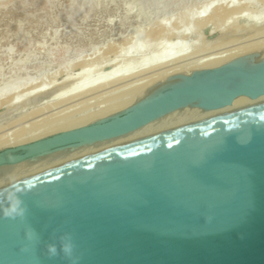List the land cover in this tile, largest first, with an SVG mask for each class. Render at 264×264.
Returning a JSON list of instances; mask_svg holds the SVG:
<instances>
[{
  "label": "water",
  "instance_id": "water-1",
  "mask_svg": "<svg viewBox=\"0 0 264 264\" xmlns=\"http://www.w3.org/2000/svg\"><path fill=\"white\" fill-rule=\"evenodd\" d=\"M174 79L160 95L112 117L0 150V166L120 135L195 100L210 109L238 95L256 98L264 94V60L243 56ZM15 182L31 184L21 196L27 212L23 220L0 218V264H69L62 253L46 256V246L59 249L69 231L81 264H264V103Z\"/></svg>",
  "mask_w": 264,
  "mask_h": 264
},
{
  "label": "bare ground",
  "instance_id": "bare-ground-1",
  "mask_svg": "<svg viewBox=\"0 0 264 264\" xmlns=\"http://www.w3.org/2000/svg\"><path fill=\"white\" fill-rule=\"evenodd\" d=\"M228 1L224 0L225 3ZM233 1H235L233 5H229V3L225 5L223 0L221 1L222 3L219 1L220 4L213 5L214 7L208 5L212 7L210 12L207 5H204V8L206 6L205 9L201 6L203 10H199L200 12L196 16L197 20L194 16L195 27L194 25L192 26L193 28L189 27L191 25L189 23L192 21L189 22L190 20H187L189 32H186L187 28L185 29L184 25L182 28L185 30L179 29L181 26L177 28L176 25V30L169 32L170 28H167L166 22H164L166 25L163 24V20H160L162 23L155 22L148 30L143 27L151 35L146 34V36L152 37L153 41L146 39L144 42L143 39H140L139 35L143 32V28L138 30L137 34H133L130 31L132 34L129 37L122 38L117 45L114 43L111 47L109 46V49H111L109 53L113 50V54L108 59L111 66L108 70L107 66L100 63L98 71L101 73L98 75H88L87 70L85 69L86 72H84L83 66H81L80 68L83 71H79L73 76L68 75L62 79V82L49 88L45 86V81H42V83L38 82L36 85L28 81L27 84H16L13 82L4 85L0 89V107L6 106L9 109L23 107L30 102L37 103V107L34 108V106L29 112H24L15 123L13 122L15 127L11 133L12 137L7 131L0 133V150L28 144L47 136L86 126L134 108L160 95L164 89L178 82L179 80L174 78L180 74H191L195 71L216 68L243 56H253L254 62L264 60V8L256 9L255 2L254 0L252 1L254 2L252 4L255 7L254 10L259 13L258 16H261L259 19L263 20L258 23V21L250 18L252 13L241 12L246 6L249 7L246 1L247 4L240 3L241 0L239 4H237L236 0ZM262 2L264 5V0ZM211 3L213 2L209 1L207 4ZM232 3L230 2V4ZM249 4H251V0ZM247 7L245 9H248ZM240 12L244 16L236 17L235 13ZM186 14L187 16L191 15L190 12ZM186 14L184 15L186 16ZM189 18L191 17L189 16ZM213 20L219 25L216 28H220V32L223 33L224 31L222 30L225 28L226 33L230 31V34L224 37L223 34L225 33H221V39L215 42L217 53L209 51L210 54H208L205 50L209 49L208 43L210 40H206V37L203 36H199V39L197 37V42L195 39L197 33H202L200 32L202 31L201 29L206 28L207 24ZM260 23L263 24L261 25ZM168 32L169 34L166 35ZM249 32L252 34H247ZM245 35H248V37ZM164 36L168 37L171 43L168 42L169 44L163 45L159 53L156 52L158 54L157 56L155 55V58L146 61L148 53L158 49V39L162 37V39H166ZM141 38L143 37L141 36ZM146 41L152 43L147 44L148 42L146 43ZM160 41L162 43V40ZM221 48L224 49L221 50ZM107 51L109 50L107 49ZM65 71L69 73L68 70ZM97 101H107L109 104L106 102V107L105 105L100 106V108H104H99L96 112H90L91 114H84L85 110H87L86 108ZM200 102L201 100H195L175 108L117 136L58 148L18 163L2 165L0 166V187L42 170L118 144L205 118L222 117L258 106L264 103V94L256 98L244 94L238 95L230 104L210 109L201 107L199 105Z\"/></svg>",
  "mask_w": 264,
  "mask_h": 264
},
{
  "label": "rangeland",
  "instance_id": "rangeland-1",
  "mask_svg": "<svg viewBox=\"0 0 264 264\" xmlns=\"http://www.w3.org/2000/svg\"><path fill=\"white\" fill-rule=\"evenodd\" d=\"M209 1L213 3L207 4ZM219 1L222 0H0V89L6 84L13 82L27 84V81L35 85L38 82L45 81L46 84H43L49 88L62 82V79L68 75L73 76L83 70L86 72L85 69L90 76L98 75L101 73L98 71L100 63L107 66L109 70L111 63L108 59L113 54V50L109 53L111 50L109 48L114 43L117 45L122 38H127L132 33L137 34L138 30L143 27L148 30L150 26L152 27L155 22H160V20H163V24L166 22L168 26L166 27L171 29L168 30L169 32L176 30V25L177 28L181 26L179 27L181 30L184 25L183 27L187 28L186 32H189V27L194 25V16L196 19L199 10L202 11L204 5L214 7L213 5L218 4ZM229 1L233 3L230 4ZM229 1L226 2L229 5H233L235 2L233 0ZM239 1L236 0L237 4H239ZM242 1L240 3L247 2L253 10L255 7L256 9L264 8L262 0H254L255 3L251 0V4H249L250 0ZM253 3L255 7L252 5ZM212 7L208 6L209 12ZM249 7H247L248 9L243 8L241 12L252 13L250 18L258 21V23L263 21L259 19L261 18L260 15L258 16L259 13L255 10L253 12L252 8ZM187 12H190L191 15L187 16ZM241 12L235 13V16H244ZM255 15L258 16V18L256 16L257 19ZM187 20L194 22L189 23L191 24L189 26ZM213 21L208 23L206 28L201 29L200 32L202 33H197L195 39L197 42L199 36H203L206 37V40H210L208 43L209 49L205 50L208 54H210L209 51L217 53L215 42L222 37L221 29L216 28L218 24L215 20ZM172 25H174V28L170 27ZM144 28L141 35H139L140 39H143L144 42L146 39L152 40V37L146 36L148 32ZM225 30L223 28L222 31L225 34H222L227 37L230 31L227 29L228 32L226 33ZM252 33L247 34L251 35ZM148 35L151 36L150 33ZM245 36L248 37V35ZM164 37L166 39H162L163 37L158 39V49L156 47L158 51L149 52L146 61L155 58V55L157 56L161 50L160 48L169 44L168 37ZM143 40L141 41L143 42ZM160 40H162V43ZM146 43L152 42L146 41ZM223 49L221 48V50ZM81 63L82 65H80ZM81 66H83V70L80 68ZM65 70H68L69 73H66ZM100 102L97 101L88 106L84 114L96 112L100 106L105 105L106 107V104H109L107 101V103L105 101ZM33 107L36 108L37 103L30 102L23 107L10 109L6 106L0 107V133L7 131L12 137L11 133L15 127L13 126L15 121Z\"/></svg>",
  "mask_w": 264,
  "mask_h": 264
},
{
  "label": "clouds",
  "instance_id": "clouds-1",
  "mask_svg": "<svg viewBox=\"0 0 264 264\" xmlns=\"http://www.w3.org/2000/svg\"><path fill=\"white\" fill-rule=\"evenodd\" d=\"M31 190V184L28 183L25 186H17V182H12L0 188V218L16 220H23L27 206L22 195H26ZM25 237L29 241L34 239V232L31 229L26 230ZM59 249L55 243H50L46 246V256L49 259L59 256L61 253L63 257L68 260L69 264H81L82 255H76L77 244L75 242L74 232H65L60 236ZM22 252H28L27 245L21 248Z\"/></svg>",
  "mask_w": 264,
  "mask_h": 264
}]
</instances>
